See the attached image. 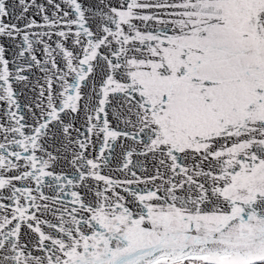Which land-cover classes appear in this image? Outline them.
Returning a JSON list of instances; mask_svg holds the SVG:
<instances>
[{"label":"snow or ice","instance_id":"snow-or-ice-1","mask_svg":"<svg viewBox=\"0 0 264 264\" xmlns=\"http://www.w3.org/2000/svg\"><path fill=\"white\" fill-rule=\"evenodd\" d=\"M0 264H264V0H0Z\"/></svg>","mask_w":264,"mask_h":264}]
</instances>
